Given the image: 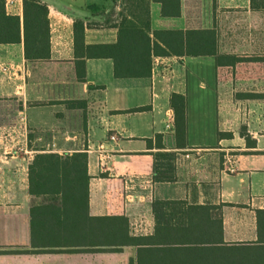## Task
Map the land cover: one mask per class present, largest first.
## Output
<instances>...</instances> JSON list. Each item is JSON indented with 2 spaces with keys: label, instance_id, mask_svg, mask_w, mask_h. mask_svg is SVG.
Returning <instances> with one entry per match:
<instances>
[{
  "label": "crops",
  "instance_id": "1",
  "mask_svg": "<svg viewBox=\"0 0 264 264\" xmlns=\"http://www.w3.org/2000/svg\"><path fill=\"white\" fill-rule=\"evenodd\" d=\"M40 1L48 7L50 58L27 61L22 42L0 44V247L57 253L32 244V237L46 233L49 201L31 193L30 166L37 156L85 154L89 217L124 218L129 236L147 237L154 234L156 201L223 205L224 241L264 248L252 245L256 212L264 210V134L228 127L220 81L247 47L235 43L230 51L227 39L236 36L231 31L241 30L237 36L247 42L252 29L264 30V11L251 9L250 0H180L179 17H163L161 3L145 0L151 30L212 29L217 53L238 61L153 57L149 77L115 78L112 59L75 50L74 27L82 25L85 46L115 44L123 0ZM5 12L22 21V0ZM82 60L85 79L79 81ZM172 94L186 100L182 146L175 137ZM237 99L257 100L246 94ZM157 137L162 152L174 154L172 182L153 179ZM134 252L123 247L118 253H127L129 264Z\"/></svg>",
  "mask_w": 264,
  "mask_h": 264
},
{
  "label": "trees",
  "instance_id": "2",
  "mask_svg": "<svg viewBox=\"0 0 264 264\" xmlns=\"http://www.w3.org/2000/svg\"><path fill=\"white\" fill-rule=\"evenodd\" d=\"M153 1L161 3L163 17H179L180 0ZM123 2L126 9L119 13L115 44L85 46L82 25L74 27L75 50L86 49L82 57L112 59L115 78L149 77L153 57L213 56L217 65L238 61L217 53L214 30L153 31L145 0ZM250 4L251 9L264 11V0H250ZM49 32L48 7L40 0H22V21L7 15L5 0H0V44L22 42L27 61H43L50 58ZM77 77L79 81L85 79L83 60L77 63ZM170 106L176 142L182 146L186 135V100L172 94ZM241 135L248 143V136ZM156 146L153 179L172 182L174 154L162 152L159 137ZM88 180L85 154L35 157L30 166V191L44 196L49 204L44 212L46 233L32 237L34 247L57 253L119 252L123 247H133L135 252L129 264H264L254 259H264V248H250V244L235 246L224 241L223 205L156 201L152 206L154 234L132 237L124 218L88 216ZM256 219L257 241L252 245L264 246V210L256 212Z\"/></svg>",
  "mask_w": 264,
  "mask_h": 264
},
{
  "label": "rangeland",
  "instance_id": "3",
  "mask_svg": "<svg viewBox=\"0 0 264 264\" xmlns=\"http://www.w3.org/2000/svg\"><path fill=\"white\" fill-rule=\"evenodd\" d=\"M252 30L254 34L247 39V42L242 41L241 36L238 38L237 33L242 32L241 30L231 31L236 36L233 37V41L227 39V48L233 47L230 51L235 50V43L240 45L247 43V47L240 49L243 52L239 53L241 62L228 70L226 74H222L220 81L226 102L228 127L238 132L251 128L264 134V124H262L264 120V30L261 29V25L256 30ZM244 94L257 100L239 101L237 97ZM127 258V253L118 252L31 254L19 247H0V264H127ZM254 259L264 261V259Z\"/></svg>",
  "mask_w": 264,
  "mask_h": 264
},
{
  "label": "built area",
  "instance_id": "4",
  "mask_svg": "<svg viewBox=\"0 0 264 264\" xmlns=\"http://www.w3.org/2000/svg\"><path fill=\"white\" fill-rule=\"evenodd\" d=\"M14 0H5V6H13ZM111 139H114V137H111Z\"/></svg>",
  "mask_w": 264,
  "mask_h": 264
}]
</instances>
